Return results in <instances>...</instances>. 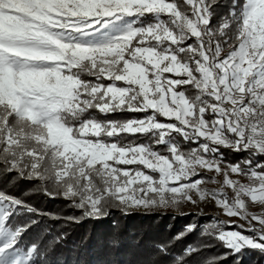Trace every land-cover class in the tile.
<instances>
[{
  "label": "snow or ice",
  "instance_id": "6c2138e0",
  "mask_svg": "<svg viewBox=\"0 0 264 264\" xmlns=\"http://www.w3.org/2000/svg\"><path fill=\"white\" fill-rule=\"evenodd\" d=\"M219 7L0 0V176L89 219L214 202L244 223L203 233L233 255L264 254V212L249 210L264 209V0ZM18 215L41 213L0 188V264L40 259L37 243L22 246L38 221ZM154 247L169 264H219L207 245Z\"/></svg>",
  "mask_w": 264,
  "mask_h": 264
},
{
  "label": "trees",
  "instance_id": "16d2710c",
  "mask_svg": "<svg viewBox=\"0 0 264 264\" xmlns=\"http://www.w3.org/2000/svg\"><path fill=\"white\" fill-rule=\"evenodd\" d=\"M219 3L218 12L223 13L231 0H219ZM223 151L226 160L238 159L236 153ZM0 188H6L41 213L32 217L18 215L13 220V224L25 223L29 218L38 221L22 241V246L32 242L39 245L40 259L36 264H169L170 258L161 256L154 247L169 243L173 253L189 244L207 245L202 256L215 257L219 264H250L254 257L260 259L256 252L252 255L229 253L220 242L203 233L205 218L194 221L192 215L183 218L162 213L130 212L126 215L111 209L105 218L89 219L67 200L44 194L35 182L0 176ZM191 223L197 225L196 229L186 232L185 225ZM182 232L185 233L183 238L174 240Z\"/></svg>",
  "mask_w": 264,
  "mask_h": 264
},
{
  "label": "rangeland",
  "instance_id": "374dc122",
  "mask_svg": "<svg viewBox=\"0 0 264 264\" xmlns=\"http://www.w3.org/2000/svg\"><path fill=\"white\" fill-rule=\"evenodd\" d=\"M210 188L216 187V185L209 184L208 185ZM249 210L252 212H255L259 214L260 212H264V209L260 208L258 205H250ZM130 212H137L140 214H146V213H162V214H171L174 216H182V218L189 217V216H194L192 220L194 221H200V218H205L206 222L204 223L205 226H207L210 223L218 221H224L225 224L231 223L233 226L237 224L244 223L243 221H240L236 217H227L226 215L223 214V212L218 209L214 202H198L197 204H192V203H183L177 208H172L169 207L167 209H153L151 212H146L143 208L140 209H131ZM192 225L187 224L186 226ZM257 253V255H260V261L257 262L258 259H255V257L252 259L254 262H251L250 264H264V254L258 252V251H253V250H245L244 253L248 255H252L253 253ZM255 253V254H256ZM256 255V256H257Z\"/></svg>",
  "mask_w": 264,
  "mask_h": 264
}]
</instances>
